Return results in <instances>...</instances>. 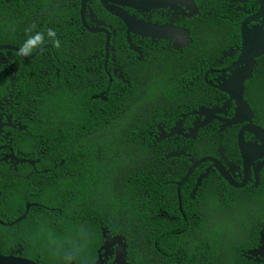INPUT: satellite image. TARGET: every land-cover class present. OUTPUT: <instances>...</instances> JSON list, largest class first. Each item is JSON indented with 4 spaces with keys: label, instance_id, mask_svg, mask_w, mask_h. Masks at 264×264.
I'll use <instances>...</instances> for the list:
<instances>
[{
    "label": "flooded vegetation",
    "instance_id": "flooded-vegetation-1",
    "mask_svg": "<svg viewBox=\"0 0 264 264\" xmlns=\"http://www.w3.org/2000/svg\"><path fill=\"white\" fill-rule=\"evenodd\" d=\"M214 1L209 0L208 4ZM0 2L7 5L8 28L18 30L23 45L11 46L28 56L39 52L26 61L16 51H4V60L0 61V79L5 76L9 82L6 96L0 101V177L30 180L34 185L37 182V187L60 179L62 169H56L64 165L65 151L59 149V142L71 138L65 137V126L73 120L82 125H103L109 115L133 108L134 122L148 123L146 134H140L139 139L148 143V157H160L161 167L167 171L165 179L174 180L184 173L185 167H191L192 160L199 161L203 156L235 163L240 174L233 178L238 183L247 177L250 181L242 191L244 197L260 192L264 167L258 182L253 167L247 176L239 146L240 134L245 143L259 144L256 136L246 131L251 125L261 127L254 122L256 112L248 121L242 109L237 112L230 96L218 91L216 83L220 81L222 91L228 88V68L240 54L235 37L239 39L242 22L258 12L254 0H229L226 9L218 14L196 6L198 0ZM113 11L127 14L140 25H126ZM254 26L251 24L249 28ZM205 27V34L197 38ZM32 47V53L28 54ZM18 57L23 60L24 71L32 73L28 75L27 88L33 83L34 91L38 85L46 88L43 95L37 89L32 100L26 96L20 103L14 85L20 71ZM155 77H160V92L158 88L150 92ZM247 85L248 81L244 99ZM165 87L173 90L164 92ZM139 95L142 103L137 104ZM213 107L226 108L219 117L224 122L213 121L207 130L191 139L194 124L210 120L214 116ZM200 109L206 111L202 118L193 115ZM236 115L243 121L220 133L222 126ZM180 122L177 129L181 134L167 137ZM97 137V131L89 129L76 135L87 144ZM176 152L183 154L165 159L177 155ZM262 161L254 160V164ZM203 166L194 170L197 180L198 170ZM211 178L217 179L223 200L235 195L217 174ZM189 201L194 200L189 196ZM194 206L191 204V208ZM2 217L6 221L0 218V223L9 224L7 216ZM1 234L10 237L8 244L5 243L8 239L0 237L6 244V248L0 249L1 255L33 264H162L151 262L148 257L149 246L159 242V233H87L89 238L83 234L68 250L64 248L65 241L52 240L46 233ZM117 238L123 244L116 242ZM90 248L94 249L92 256Z\"/></svg>",
    "mask_w": 264,
    "mask_h": 264
},
{
    "label": "trees",
    "instance_id": "trees-1",
    "mask_svg": "<svg viewBox=\"0 0 264 264\" xmlns=\"http://www.w3.org/2000/svg\"><path fill=\"white\" fill-rule=\"evenodd\" d=\"M228 1L215 0L208 4L209 0H198L196 6L218 14L226 9ZM254 7L258 5L255 3ZM6 8L7 5L0 2V44L22 48L18 30L7 26ZM235 40L239 43L238 38ZM33 49H29L28 54ZM18 61L20 71L14 85L19 103L26 96L32 100L37 89L43 95L46 88L42 89L41 85L35 91L34 83L27 88L28 75L32 73L24 71L20 57ZM256 61L259 66L248 80L245 99L256 112L254 122L264 128V56ZM28 68L31 70V64ZM154 81L150 92L157 88L160 92V77H155ZM8 85L5 76L0 79V101L5 98ZM167 89L169 87H165L164 92ZM139 97L137 104L142 103L141 95ZM147 124L134 122L133 115L125 108L114 116L109 115L103 125H82L73 120L65 126L64 135L66 138L71 135V138L59 142V149L65 151V163L56 169H62L60 179L37 187V182L34 185L30 180L0 177L2 221H6L2 217L4 214L7 223H15L26 213L28 205H38L31 207L26 218L15 225L4 227L0 224V237L8 239L5 241L8 244L10 237L1 233H46L52 240L65 241L64 248L68 250L83 233H101L102 222L112 233H159L158 256L164 260L163 264H264V259L263 263L247 259V253L259 247L264 211L256 215L252 210H233L236 216L231 218L226 210L231 204L221 198L217 179L213 178L202 182L191 203L189 196L196 185L195 176L182 185L181 211L177 184L161 176L160 157H148L149 145L139 139L140 134H146ZM83 129L97 131L98 137L88 144L79 141L76 135ZM126 142L129 144L125 145ZM178 175L175 181L184 177ZM191 204L195 206L191 208ZM214 209L224 216L221 222L210 226L206 215ZM165 215L179 220L171 222L161 218ZM255 216L260 217L259 222H254ZM1 248H6V244L0 239ZM93 250L90 248V256L94 255Z\"/></svg>",
    "mask_w": 264,
    "mask_h": 264
},
{
    "label": "water",
    "instance_id": "water-1",
    "mask_svg": "<svg viewBox=\"0 0 264 264\" xmlns=\"http://www.w3.org/2000/svg\"><path fill=\"white\" fill-rule=\"evenodd\" d=\"M128 1V0H125ZM149 1V0H148ZM193 1V0H192ZM256 4L259 6L258 12H256L255 15L252 17L244 20L240 26V34H239V49L238 53L239 56L236 61L233 62L230 68H233L234 71H232V87L229 89L228 94L230 96V99L235 102L237 109H242L246 116H248V121H250L251 116H253V111L250 109L247 102L244 100V82L245 80L249 79L253 73L252 69L254 65L256 64V59H258L261 56H264V0H254ZM195 8V7H194ZM193 8V10H194ZM110 11V8H108ZM192 10V11H193ZM116 17H120L125 21V23L130 25H140L137 24V22L134 20V18L128 16L124 13H116L112 12ZM255 25L253 28H250V25ZM95 31V30H91ZM175 30H173V33ZM4 51H16L19 53L26 61L30 59H34V57L39 53L33 54L32 56H28L21 50H18L16 47L3 44L0 45V61L2 62L4 60ZM1 64V63H0ZM2 65V64H1ZM205 110H200L197 115L202 116L205 115ZM239 118V116L237 117ZM182 123H179L176 128L181 126ZM251 133H253L256 136V139H258L259 144H248V143H239L240 149L245 150L244 155V173L247 175L250 170V165L254 164V160L256 159H264V128L262 127H256V126H248L247 130ZM245 132V130H244ZM181 134V131L178 129L171 132V135L174 134ZM240 138H242L240 136ZM244 141V140H243ZM208 159H203L198 163H193L191 165V169L189 170L188 175L178 184V189L180 191V188L182 185L188 180V178L192 175L194 169L200 165L201 163H205ZM22 162H26V160H19ZM262 167H264V161L256 166V170H260ZM220 175L222 178L225 179V181L230 185L234 186L235 183L231 181L228 174L224 173L223 170H220ZM203 179L200 178L196 184L195 188H198L201 181ZM195 193V191H194ZM193 193V194H194ZM33 205H28L26 208V213L15 223H9V224H2L4 227H11L15 225L16 223L21 222L24 220L27 216V213L30 209V207ZM0 208H1V193H0ZM103 233H108L107 230H103ZM116 242H120V239H116ZM123 248L125 245H120ZM248 258H253L254 262L261 263L262 259L264 258V230H262L259 233V248L251 250L247 253ZM125 252L122 250L121 257L124 258ZM0 264H33L31 262H28V260H24L22 258H16L14 256H4L0 254Z\"/></svg>",
    "mask_w": 264,
    "mask_h": 264
},
{
    "label": "clouds",
    "instance_id": "clouds-1",
    "mask_svg": "<svg viewBox=\"0 0 264 264\" xmlns=\"http://www.w3.org/2000/svg\"><path fill=\"white\" fill-rule=\"evenodd\" d=\"M195 5V4H194ZM196 7V6H195ZM197 9V8H196ZM120 18V17H119ZM121 19V18H120ZM124 23H125V21L123 20V19H121ZM126 24V23H125ZM127 25V24H126ZM207 24H204V26H206ZM250 29V28H249ZM206 30H207V27H205L201 32H200V34L199 35H197V38H201L204 34H205V32H206ZM185 37H187V34H185ZM192 43V42H191ZM190 43V44H191ZM189 44V45H190ZM0 45H3V44H0ZM5 54V53H4ZM237 58H238V56H236V58H235V60L234 61H236L237 60ZM256 64H258V61H256ZM255 64V65H256ZM228 73L226 74V75H229V79H228V81H227V86H228V88H224V90L225 91H222V90H220V81H216V83H217V89H218V91H221V92H223V93H226V94H228V91H229V89L232 87V71H234V69L233 68H228ZM252 77V76H251ZM250 77V78H251ZM249 78V79H250ZM248 81V79L247 80H245V82H244V87H246V82ZM244 93H245V89H244ZM229 95V94H228ZM245 100V99H244ZM248 104V103H247ZM237 107V106H236ZM128 109V111L133 115V118H134V115H135V113H136V111H134V109L133 108H127ZM212 109V111H213V113H214V116H212L211 118H210V120H208V121H202V122H200V120H198L195 124H194V126H195V128H194V130H192L191 132H190V138L191 139H194L197 135H199L201 132H204L205 130H207L208 128H209V126L212 124V122L213 121H216V122H219V117H220V115L221 114H223L224 112H225V110H226V108H223V109H219L218 110V108H216V107H213V108H211ZM200 110H203V109H200ZM199 110V111H200ZM239 110H241V109H237V112L239 111ZM198 111V112H199ZM197 112V113H198ZM197 113H194L193 115H197ZM197 116H199V115H197ZM205 115H202V116H199L200 118H202V117H204ZM238 117V115H236L232 120H230V121H228V122H226L223 126H222V128H221V130H220V133H222L223 131H225L228 127H231V126H233V125H236V124H239V123H241V121H243V120H241V118H237ZM221 122H224L223 120H220ZM181 123V122H180ZM179 124V123H178ZM177 124V125H178ZM180 127V126H179ZM248 128V127H247ZM177 129V128H176ZM176 129H174V130H176ZM159 130L161 131V133H163L162 132V129L161 128H159ZM173 130V131H174ZM171 135V134H170ZM170 135H167V137H171ZM243 137V135L242 134H240L239 135V137ZM163 138V137H162ZM239 143H244V141H243V138H240L239 139ZM129 144V142H126L125 143V145H128ZM242 151V153L244 154L245 152H247V151H245V150H241ZM183 152V151H182ZM176 153H179L180 155H182L183 153H181V152H176ZM175 157H179V156H177V155H171V156H169V157H165V159H167V160H171L170 158H172V159H175ZM203 157V156H202ZM202 157H199V158H201V160H203V159H208L205 163H201L200 165H198L197 167H199V166H203V167H201L199 170H198V174L200 175V177H199V179L200 178H202L203 180L201 181V183H200V185L198 186V188L201 186V184H202V182L204 181V180H206V179H210L212 176H214L215 174H217L223 181H224V183H226L233 191H235L236 193H235V195L234 196H231L230 198H228V201L230 202V208H228V209H226L227 210V212L230 214V216H231V218L232 217H234V216H236L235 214H233L232 213V211L233 210H236V211H239L240 209H243V210H252L253 211V213L254 214H256V215H260V214H262L263 213V209H264V180H263V183H262V187H261V189H260V192H256V194L255 195H251L250 194V196L247 198V197H244L243 195H242V191H245V189L250 185V181H249V179H248V177L242 182V183H238L234 178H233V176H237V174H240V168L239 167H237V165H235V163H233V162H227V161H225L224 159H221L220 161L219 160H215V159H213V158H209V157H204V158H202ZM186 158H188V157H186ZM201 160H199V161H194L193 162V160H192V162H190V164L192 165L193 163H198V162H200ZM256 160H259V159H256ZM263 161H264V159H262ZM262 161V162H263ZM243 165H244V161H243ZM188 166H189V164H188ZM256 166H258V164H253V165H250V167H253L254 168V177H255V180H256V182H258L259 181V174H260V171L263 169V167L260 169V170H256ZM196 167V168H197ZM158 167L157 166H155V169H157ZM195 168V169H196ZM151 169V168H150ZM191 169V167H185V171H184V173L182 174L184 177L182 178V180L188 175V173H189V170ZM194 169V170H195ZM202 169V170H201ZM151 170H154V169H151ZM220 170H223L224 171V173H226V174H228V176H229V178L231 179V181L233 182V183H235V185L232 187V186H230L226 181H225V179L224 178H222L221 177V175H220ZM166 173H167V171H165V168H163V167H161V176L163 177V178H165V176H166ZM193 173H194V171H193ZM192 173V175L189 177V178H191L194 174ZM247 176H248V173H247ZM189 178H188V180H189ZM176 179V178H175ZM198 179V180H199ZM182 180H180V181H175V180H172V184H177V189H178V184L182 181ZM187 180V181H188ZM198 180H196V184H197V182H198ZM186 181V182H187ZM195 187H196V185H195ZM198 188H194L193 189V191L190 193V198L191 199H193V200H195L196 199V194H197V189ZM181 189H182V187L180 188V191H181ZM262 190V191H261ZM180 191H179V189H178V195H179V208H180V210L182 211V209H183V204H182V198H181V193H180ZM194 191H195V193H194ZM194 193V194H193ZM33 206H31V207H35V206H38V205H34V204H32ZM239 205H246L247 206V208H245V207H243V206H239ZM30 207V208H31ZM208 214H210V216H208ZM206 216H207V222H208V224L211 226V224H217V223H219V222H221V219L220 218H222L224 215H223V213H219V212H217L215 209L213 210V211H210L209 213H208ZM161 218H163V219H165V220H167V221H171V222H176L177 220H179V218L177 217V219H170V217L169 216H167V215H165V216H162ZM260 217H258V216H255V217H253V220H254V222H259L260 220ZM100 230H101V233H103V230H107L108 231V233H112L107 227H104V225H103V223L102 222H100ZM262 230H264V228H262L261 229V231ZM260 231V232H261ZM83 234H85L86 236H87V233H83ZM243 235H245V236H247V234L246 233H244ZM88 237V236H87ZM89 238V237H88ZM117 239H120V238H117ZM120 241H121V243H122V240L120 239ZM123 244V243H122ZM259 248V247H258ZM258 248H256V249H258ZM149 249H150V251L148 252V257L151 259V262H155V263H164V260H161V259H159V256H158V249H159V247H158V243H152L150 246H149ZM247 259H250V258H247ZM253 259V258H252ZM264 259V258H263ZM263 259H262V262L261 263H263Z\"/></svg>",
    "mask_w": 264,
    "mask_h": 264
},
{
    "label": "bare ground",
    "instance_id": "bare-ground-1",
    "mask_svg": "<svg viewBox=\"0 0 264 264\" xmlns=\"http://www.w3.org/2000/svg\"><path fill=\"white\" fill-rule=\"evenodd\" d=\"M259 64L254 65L253 69H252V73L255 71L256 68H258Z\"/></svg>",
    "mask_w": 264,
    "mask_h": 264
},
{
    "label": "rangeland",
    "instance_id": "rangeland-1",
    "mask_svg": "<svg viewBox=\"0 0 264 264\" xmlns=\"http://www.w3.org/2000/svg\"><path fill=\"white\" fill-rule=\"evenodd\" d=\"M177 156H180V154H179V153H177ZM47 209H49V210H50L51 208H47Z\"/></svg>",
    "mask_w": 264,
    "mask_h": 264
}]
</instances>
